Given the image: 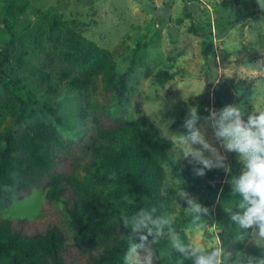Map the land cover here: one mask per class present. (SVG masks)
Segmentation results:
<instances>
[{
  "label": "trees",
  "instance_id": "1",
  "mask_svg": "<svg viewBox=\"0 0 264 264\" xmlns=\"http://www.w3.org/2000/svg\"><path fill=\"white\" fill-rule=\"evenodd\" d=\"M25 1L15 2L18 7L0 17V118L8 115L11 120L0 130V264H125L128 229L122 216L131 217L141 207H155L157 214L172 213L175 201L181 200L167 179L165 161L173 165L174 175L183 178L187 187L204 189L202 204L210 209L204 223L219 228L218 239L228 250L259 257L262 252L258 246L245 241L231 243L226 236L235 230L229 226L232 221L223 207L233 206L238 199L228 183L242 171L237 153L229 152L230 173L212 169L198 176L189 165L180 168L169 149L170 142L159 136L146 118L127 119L110 111L113 99H120L128 90L126 72L117 74L106 52L62 29L55 16L47 21L57 30L56 38L62 37L60 33L69 36L65 48L45 46L43 38H34L49 40V35H27L30 17L25 9L29 0ZM182 2L189 29L203 38L204 50L211 45L214 32L220 35L257 10L242 18L219 14L215 31L197 22L200 0ZM233 5L249 7L242 0H223L215 13L228 11ZM20 15L23 17L18 21ZM206 24L210 27L211 21ZM38 52L42 57L37 61L29 58ZM206 59L210 68L216 67V61ZM160 74L162 79L171 77L167 70ZM208 77L209 82L214 81L212 73L208 72ZM99 81L107 95L90 101ZM245 82L240 79L237 83L241 91L238 97L244 103L249 90ZM215 85L219 109L231 104L233 92L228 82ZM69 95L76 99L79 117L91 115L89 128L80 129L84 132L80 141L68 143L81 148L80 152L66 150L65 140L36 116L41 109L56 115L65 105L56 107L59 98ZM62 116L72 119L70 123L74 120L69 112ZM58 119L63 121L60 116ZM32 192L44 201L49 216H41L38 209L34 214L16 210L15 205ZM187 206L182 205L174 223L186 242V229L193 228L184 209ZM153 248L161 255L162 264H192L184 261L167 239Z\"/></svg>",
  "mask_w": 264,
  "mask_h": 264
},
{
  "label": "rangeland",
  "instance_id": "2",
  "mask_svg": "<svg viewBox=\"0 0 264 264\" xmlns=\"http://www.w3.org/2000/svg\"><path fill=\"white\" fill-rule=\"evenodd\" d=\"M222 1L200 0L197 22L207 30L211 28L216 31L219 14L242 18L249 11L257 10L251 17L241 19L220 35L214 32L212 43L205 50L203 38L189 29L190 20L183 13L182 0H29L28 8L25 9L30 17L26 34L30 37L49 35V40L46 37L34 38H43L45 46L65 48L69 36L60 33L62 37L56 38L57 30L47 21V18L55 16L62 29L80 35L86 42H92L106 52L116 67V73L126 72L128 88L120 99H113L110 111L127 119L146 118L159 136L170 142L169 149L175 163L180 168L189 165L193 171L194 167L200 165H193L187 159L176 161L180 153L173 150L175 139L178 133L186 132L182 126L185 116L190 107H196L201 118L197 126L205 125L202 131L206 138L219 148L218 142L212 140V130L204 119L210 114V109L220 110L214 99L215 84L228 82L233 92L231 104L244 107L246 113L253 108L264 107V10H261L257 0L255 3V0H242L249 5L248 8L233 5L228 11L222 9L216 14L218 4ZM15 2L26 4L25 0H0V17L18 7L14 6ZM22 17L20 15L18 21ZM208 21H211L210 27L206 24ZM206 56L211 62H217L216 67L210 68ZM39 57H42L39 52L29 56L35 61ZM164 70L171 77L162 79L160 72ZM208 72L212 73L213 82H209ZM240 79L249 85L246 103L238 97L241 95L237 87ZM99 83L98 90L91 92L90 101H99L107 95L101 88L103 83ZM75 100L70 95L59 98L56 107L63 103L65 105L56 111V115L41 109L36 112V116L65 140L66 150L80 152L81 148L68 143L80 141V136L84 134L80 129L89 128L91 115L79 117V108L74 106ZM62 111V115L65 112L73 114L74 120L70 123L72 119L67 120L59 114ZM59 116L62 122H59ZM10 123L8 115L1 117L0 130ZM220 151L229 164L230 153L222 148ZM163 165L167 179L176 190L183 188L202 203L204 189L199 186L187 187L183 178L174 175L172 164L165 161ZM182 180L183 184L180 185ZM215 199L218 200L217 197ZM183 204H187L186 201H175L172 214L177 215ZM15 207L18 212L34 214L38 209L41 216L51 214L36 192H32ZM213 229L217 237L209 235ZM186 232L187 241L196 239L213 244L219 240V228L215 225L211 228L207 225L198 231L187 228ZM245 243L255 245L247 239ZM153 264H162V257L156 251Z\"/></svg>",
  "mask_w": 264,
  "mask_h": 264
},
{
  "label": "clouds",
  "instance_id": "3",
  "mask_svg": "<svg viewBox=\"0 0 264 264\" xmlns=\"http://www.w3.org/2000/svg\"><path fill=\"white\" fill-rule=\"evenodd\" d=\"M257 3L264 10V0H257ZM200 119L197 108L190 107L182 125L186 132L178 133L175 139L173 150L180 153L176 161L187 159L193 165H200L193 171L198 176H204L206 170L212 169L231 172L221 148L238 154V161L242 164L241 174L232 176L228 181L231 194L238 199L233 206L223 207L232 221L229 226L235 230L229 231L226 236L231 243L251 240L262 254L256 257L242 251H230L221 239L213 244L196 239L186 242L174 227V214H157L155 207H141L131 217L122 216L123 226L128 229L125 264H153V246L162 239H167L171 248L181 253L184 261L190 260L192 264H264V107L253 108L249 113L244 107L233 104H227L218 111L210 109V114L204 119L212 130V140L218 142L219 148L206 138L202 131L205 125L197 126ZM176 196L186 201L188 206L184 209L191 216L190 224L194 230L205 228V217L210 215L209 207L183 188L176 190ZM209 235L217 237L215 229Z\"/></svg>",
  "mask_w": 264,
  "mask_h": 264
}]
</instances>
